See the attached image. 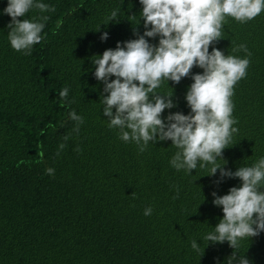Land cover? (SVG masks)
Masks as SVG:
<instances>
[{
	"label": "trees",
	"instance_id": "trees-1",
	"mask_svg": "<svg viewBox=\"0 0 264 264\" xmlns=\"http://www.w3.org/2000/svg\"><path fill=\"white\" fill-rule=\"evenodd\" d=\"M40 2L56 10L26 15L50 19L45 39L24 55L10 45L11 17L3 14L8 0H0V264H227L234 251L229 243L208 245L203 237L223 217L212 192L225 195L239 179L217 185L219 170L214 177L199 166L191 174L176 171L169 163L177 151L171 141L149 142L139 153L103 116V84L93 75L91 57L136 38L139 22L143 33L139 0ZM115 9L119 22L105 26ZM105 31L109 38L102 42ZM240 44L251 56L231 97L239 132L225 160L217 159L232 171L264 157V11L247 23L226 18L215 47L245 58L244 51H233ZM191 83L165 81L157 90L174 94L177 104L165 118L190 112L185 96ZM65 86L69 94L61 106L58 93ZM73 110L84 118L79 133L69 117ZM148 207L153 211L145 216ZM237 251L250 264H264V232L240 241Z\"/></svg>",
	"mask_w": 264,
	"mask_h": 264
},
{
	"label": "clouds",
	"instance_id": "clouds-1",
	"mask_svg": "<svg viewBox=\"0 0 264 264\" xmlns=\"http://www.w3.org/2000/svg\"><path fill=\"white\" fill-rule=\"evenodd\" d=\"M144 31L139 22L133 27L134 39L117 42L116 47L91 57L94 77L103 84L100 102L103 116L110 129H118V138L124 143H135L138 152L144 153L149 142L171 141L177 151L169 161L176 171L189 174L200 168H208V176H216L219 185L227 179H239L240 186H233L225 195L212 192L213 205L222 208L223 217L214 231L203 239L211 244L228 242L234 249L227 264L239 261L250 264L246 256H240V241L264 232V157L251 166H241L236 171L217 163L231 144L233 135L239 132L238 120L233 117L234 104L231 97L234 87L246 78L251 52L240 44L234 52L244 51L245 58L226 55L215 47L222 39L226 18L247 23L264 11V0H139ZM33 9L41 13L55 12V7L40 0H8L3 14L11 17L8 23V40L13 50L31 55L34 45L45 39L44 29L49 16L25 18ZM119 9L107 17V26L119 22ZM23 18V19H21ZM62 21L57 22V28ZM100 30V29H99ZM98 30V31H99ZM109 38L108 32L100 37ZM149 38L158 43H151ZM211 48V51H210ZM194 68L202 69L193 73ZM114 77V79H113ZM191 78L186 92L190 112H169L177 107L174 94L157 91L165 81L179 84ZM61 106L67 100L69 89L59 91ZM75 121L73 131L79 133L84 118L75 110L69 113ZM69 137L65 136L64 140ZM64 144L60 145L62 150ZM80 151L79 148L76 149ZM59 152L57 153V155ZM225 160V159H224ZM46 174H54L47 169ZM176 197L179 187H176ZM152 208L144 210L145 216ZM194 251L200 253V245L191 241Z\"/></svg>",
	"mask_w": 264,
	"mask_h": 264
}]
</instances>
